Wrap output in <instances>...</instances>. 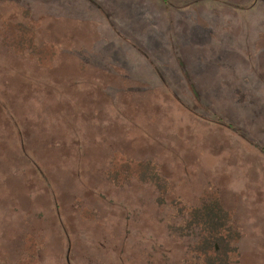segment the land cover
I'll return each mask as SVG.
<instances>
[{
	"label": "rangeland",
	"instance_id": "374dc122",
	"mask_svg": "<svg viewBox=\"0 0 264 264\" xmlns=\"http://www.w3.org/2000/svg\"><path fill=\"white\" fill-rule=\"evenodd\" d=\"M174 202L264 264V0H0V264H198Z\"/></svg>",
	"mask_w": 264,
	"mask_h": 264
},
{
	"label": "trees",
	"instance_id": "16d2710c",
	"mask_svg": "<svg viewBox=\"0 0 264 264\" xmlns=\"http://www.w3.org/2000/svg\"><path fill=\"white\" fill-rule=\"evenodd\" d=\"M140 168L142 180L153 174L151 182L162 187V178L155 166L148 164ZM159 202L165 204L164 199ZM173 205L179 207L175 213L176 217L181 218L178 231L182 236L193 239L190 249L195 255L194 261L198 264H238L241 234L234 228L229 214L220 203H204L185 211L181 203L174 202Z\"/></svg>",
	"mask_w": 264,
	"mask_h": 264
}]
</instances>
